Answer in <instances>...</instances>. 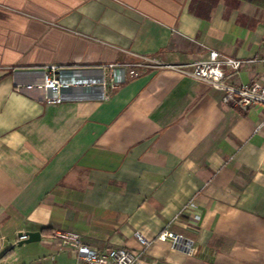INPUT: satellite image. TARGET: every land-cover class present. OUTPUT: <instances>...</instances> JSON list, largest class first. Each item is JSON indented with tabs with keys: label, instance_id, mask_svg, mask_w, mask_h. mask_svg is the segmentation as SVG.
I'll return each instance as SVG.
<instances>
[{
	"label": "crops",
	"instance_id": "0c3cea01",
	"mask_svg": "<svg viewBox=\"0 0 264 264\" xmlns=\"http://www.w3.org/2000/svg\"><path fill=\"white\" fill-rule=\"evenodd\" d=\"M212 50L241 62L229 87L264 83V0H0V264H73L58 231L135 250L137 264H264V106L132 66L104 99L48 104L13 86L50 66L182 65ZM165 231L181 241H158ZM25 232L40 241L17 246Z\"/></svg>",
	"mask_w": 264,
	"mask_h": 264
},
{
	"label": "built area",
	"instance_id": "2783aa9c",
	"mask_svg": "<svg viewBox=\"0 0 264 264\" xmlns=\"http://www.w3.org/2000/svg\"><path fill=\"white\" fill-rule=\"evenodd\" d=\"M137 61L132 65L110 64L100 68H86L72 70L71 74H64L60 68L50 66L43 73L34 78L21 79L15 77L13 86L16 90L39 91L45 103L59 104L71 96L96 95L103 99L106 92L115 89L126 81V70L129 66L138 69H162L175 72L193 81L204 82L212 87L226 92L224 101H232L233 105L241 111H246L254 105L264 106V83L254 82L242 84L238 88L226 85L227 71L237 76L241 62L223 57L217 51H210L205 60L190 64H165L158 59L145 56H134ZM233 96L236 99H233ZM136 239L144 247L149 244L136 232ZM24 237L19 240H23ZM52 239L56 241L61 251L73 252V264H137L141 254L126 248H111L96 250L86 244L81 236L75 232H55ZM160 242L170 241L178 243L181 237L172 232H162L157 236ZM190 253L195 251L193 241L183 245Z\"/></svg>",
	"mask_w": 264,
	"mask_h": 264
},
{
	"label": "water",
	"instance_id": "95a60500",
	"mask_svg": "<svg viewBox=\"0 0 264 264\" xmlns=\"http://www.w3.org/2000/svg\"><path fill=\"white\" fill-rule=\"evenodd\" d=\"M24 237L23 240H19V243L17 246H22L24 244H30L40 241L41 234L39 232H25V233H19L18 238Z\"/></svg>",
	"mask_w": 264,
	"mask_h": 264
},
{
	"label": "trees",
	"instance_id": "16d2710c",
	"mask_svg": "<svg viewBox=\"0 0 264 264\" xmlns=\"http://www.w3.org/2000/svg\"><path fill=\"white\" fill-rule=\"evenodd\" d=\"M43 232H44V229H43L42 233H43ZM48 232H49V233H48L47 235H48V236H51V235H52V233H51L52 231L50 232V231L48 230ZM9 254L11 255V252H7V253L5 254V256H6V255H9ZM5 256H4V257H5Z\"/></svg>",
	"mask_w": 264,
	"mask_h": 264
}]
</instances>
